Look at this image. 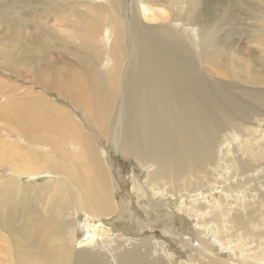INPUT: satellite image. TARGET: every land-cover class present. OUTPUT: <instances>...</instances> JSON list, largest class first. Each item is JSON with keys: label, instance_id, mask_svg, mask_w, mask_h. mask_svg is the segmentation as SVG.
I'll return each mask as SVG.
<instances>
[{"label": "bare ground", "instance_id": "bare-ground-1", "mask_svg": "<svg viewBox=\"0 0 264 264\" xmlns=\"http://www.w3.org/2000/svg\"><path fill=\"white\" fill-rule=\"evenodd\" d=\"M64 1L30 29L0 1V65L44 91L0 77V264H264V40L215 35L214 0Z\"/></svg>", "mask_w": 264, "mask_h": 264}, {"label": "rangeland", "instance_id": "rangeland-1", "mask_svg": "<svg viewBox=\"0 0 264 264\" xmlns=\"http://www.w3.org/2000/svg\"><path fill=\"white\" fill-rule=\"evenodd\" d=\"M0 1H3V0H0ZM44 1L45 0H19V3L17 4V7L15 9V13H18V15L16 18L13 19L15 23L21 28H26V29H30L32 27L39 28L40 26H42L47 21L45 20V18L47 16L48 18L52 16L51 13L45 14V12H42L43 8L41 7L40 3ZM214 1L216 4L213 6V11L209 12L210 16L208 17V19H211V22L209 25L210 29L214 30V25L216 26V32L214 30L215 35L217 33H223V31L226 28H228L230 29V33L232 31L233 32L236 31V33L240 35L242 45L244 46L243 47L244 50H249L251 48L261 49V47L256 42V38H257L256 35H259L258 39L260 41L264 40V22H261L259 20L260 14L263 12L261 11L263 9H261L260 6L264 7V0H214ZM59 2H60V5H59L60 7H58V9L61 8L63 3L65 4L66 7L70 6V4L73 1L59 0ZM252 3L254 4V6L251 5ZM26 4H27L29 12L35 14L32 17L26 16L24 12ZM185 4H187V7H189L190 0H186ZM259 32H263V33H259ZM208 36L210 35H203L204 38ZM40 54L42 55V57L44 58L46 57L47 59H51L52 57H55L56 55L69 57L68 54L63 52V48H61L60 50L52 49V48L46 49V50H43ZM197 54L200 55L198 49H197ZM263 57H264V53H263ZM244 58L249 59V56L247 55ZM201 62L204 67H209L212 65V62H206L204 60H201ZM15 76L16 75L13 73L12 75L8 74V71L5 70V67L0 65V77L12 78L19 85H23L25 87L32 86L35 91L40 92V93L44 92L41 85L36 84V82H32L31 80L22 79V78H18ZM244 85L245 84L243 83V86ZM50 96L53 99L60 101L61 104L69 106L71 108V112L77 114V118L81 120V122L84 121L85 119L84 114L80 110H78L77 107L68 103L65 99L58 98V96L55 93H50ZM101 148L103 150H106V152L108 153V146L106 143H102ZM86 156L83 154V157L85 159H87ZM105 161L109 163V161H107L106 159ZM113 163L119 166L121 170V174L123 176H126L128 173L133 175L134 172L136 171L142 180L145 179L144 172H138L134 167L135 166L134 163H132L131 161H123L121 159L116 158L115 160H113ZM260 175H264V173L261 172ZM8 184H9V190H10L11 197L13 199H18L19 194L14 188V185L10 181L8 182ZM52 189H53V186L40 187V188H35V189L34 188L21 189L22 195H23L22 199L23 200L26 199V207H27L26 211L32 216L35 215V220H41V218L45 217V218L51 219L54 222L55 219L57 218V213L60 212L61 210L64 212L65 207L62 206L60 201L63 202L66 197L65 198H63L64 196L59 197V196H56V193H54L52 198L49 200L48 196H49V193H51L52 195L53 193ZM2 192H4L3 189L0 190V193ZM48 201L50 203V205L48 206L50 215L46 216L43 211V208H44L45 203H47ZM120 224H126V223H123V221L121 220ZM13 228L17 230V224H15ZM158 233L162 234L160 230H158ZM0 256L5 257V254L0 251Z\"/></svg>", "mask_w": 264, "mask_h": 264}]
</instances>
